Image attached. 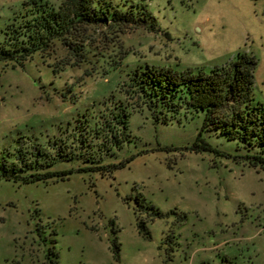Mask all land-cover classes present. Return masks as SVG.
Returning <instances> with one entry per match:
<instances>
[{"label": "rangeland", "instance_id": "rangeland-1", "mask_svg": "<svg viewBox=\"0 0 264 264\" xmlns=\"http://www.w3.org/2000/svg\"><path fill=\"white\" fill-rule=\"evenodd\" d=\"M30 1L0 0V43ZM130 2L139 24L92 26L85 51L0 55V264H264V167L201 110L135 109L110 154L90 137L44 154L109 98L134 102L124 81L146 63L208 71L252 53L264 103V0Z\"/></svg>", "mask_w": 264, "mask_h": 264}, {"label": "trees", "instance_id": "trees-1", "mask_svg": "<svg viewBox=\"0 0 264 264\" xmlns=\"http://www.w3.org/2000/svg\"><path fill=\"white\" fill-rule=\"evenodd\" d=\"M30 3L32 6L26 13L7 26L6 37L0 43V55L4 58L23 61L35 52L53 50L58 42L77 53L84 50L86 45L82 42L88 38L92 26L106 25L122 31L127 24L138 25L142 13L137 5L126 0H58L57 4L31 0ZM255 63L252 53L237 52L225 64L208 71L202 67L177 70L148 63L138 66L127 73L124 81L127 86L124 92L134 102L122 97L109 98L91 118L84 114L74 134L79 133L78 137L69 134L65 139L49 140L47 144L52 151L46 149L44 154L49 155L57 147L56 156L61 149L73 153L74 147L83 145L87 137L97 150L110 154L114 147L129 140L128 117L135 109L146 107L158 119L163 111L176 112L183 108L201 110L206 127L235 138L245 148L247 162L254 168H263L264 103L254 94ZM163 117L166 118L165 114ZM29 160L25 158L21 167H28ZM4 176L11 178V174ZM22 179L41 178L31 174ZM144 235L149 236L146 231Z\"/></svg>", "mask_w": 264, "mask_h": 264}]
</instances>
